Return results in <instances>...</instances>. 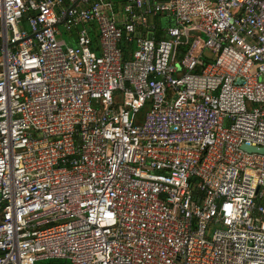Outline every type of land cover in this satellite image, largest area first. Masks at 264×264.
I'll return each instance as SVG.
<instances>
[{
  "label": "built area",
  "instance_id": "obj_1",
  "mask_svg": "<svg viewBox=\"0 0 264 264\" xmlns=\"http://www.w3.org/2000/svg\"><path fill=\"white\" fill-rule=\"evenodd\" d=\"M119 5L0 0V264H264V2Z\"/></svg>",
  "mask_w": 264,
  "mask_h": 264
},
{
  "label": "rangeland",
  "instance_id": "obj_2",
  "mask_svg": "<svg viewBox=\"0 0 264 264\" xmlns=\"http://www.w3.org/2000/svg\"><path fill=\"white\" fill-rule=\"evenodd\" d=\"M114 3V11L118 12L119 7L116 5L120 3V0H111ZM116 16H119L120 13L115 14ZM59 28V34L57 35L58 39L64 40L68 45H74L75 39H74V32H68L63 24L58 25ZM37 264H73L68 259H44L39 261Z\"/></svg>",
  "mask_w": 264,
  "mask_h": 264
},
{
  "label": "crops",
  "instance_id": "obj_3",
  "mask_svg": "<svg viewBox=\"0 0 264 264\" xmlns=\"http://www.w3.org/2000/svg\"><path fill=\"white\" fill-rule=\"evenodd\" d=\"M123 0H120V2H122ZM117 6L119 7L120 5L117 4ZM150 22L151 24H154L156 29L154 30H150L146 33H142L145 34L147 36H151L154 35L156 37H160L162 35L161 31H162V27L165 26L166 24H169L168 20L161 18V17H150ZM126 47H129V51L131 50V48L133 47L131 44H126ZM129 56V54H128Z\"/></svg>",
  "mask_w": 264,
  "mask_h": 264
},
{
  "label": "trees",
  "instance_id": "obj_4",
  "mask_svg": "<svg viewBox=\"0 0 264 264\" xmlns=\"http://www.w3.org/2000/svg\"><path fill=\"white\" fill-rule=\"evenodd\" d=\"M123 48H124V50H125L124 56H125V57H128V54H129V47L123 46Z\"/></svg>",
  "mask_w": 264,
  "mask_h": 264
},
{
  "label": "water",
  "instance_id": "obj_5",
  "mask_svg": "<svg viewBox=\"0 0 264 264\" xmlns=\"http://www.w3.org/2000/svg\"><path fill=\"white\" fill-rule=\"evenodd\" d=\"M259 1H262V2H264V0H259ZM243 148H246L247 150H252V148H251V147H249L248 145H244V146H243Z\"/></svg>",
  "mask_w": 264,
  "mask_h": 264
}]
</instances>
